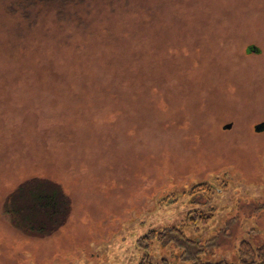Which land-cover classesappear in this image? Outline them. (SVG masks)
<instances>
[{
	"label": "rangeland",
	"instance_id": "obj_1",
	"mask_svg": "<svg viewBox=\"0 0 264 264\" xmlns=\"http://www.w3.org/2000/svg\"><path fill=\"white\" fill-rule=\"evenodd\" d=\"M32 177L69 196L45 235L5 207ZM172 227L204 262L264 242V0H0V264H137Z\"/></svg>",
	"mask_w": 264,
	"mask_h": 264
},
{
	"label": "trees",
	"instance_id": "obj_2",
	"mask_svg": "<svg viewBox=\"0 0 264 264\" xmlns=\"http://www.w3.org/2000/svg\"><path fill=\"white\" fill-rule=\"evenodd\" d=\"M204 186L201 184L192 188L189 192L190 195L199 193L200 190L205 189ZM5 207L9 218L16 227L29 234L45 235L64 223L68 214L69 196L58 183L32 177L20 183L6 197ZM198 220L206 221L202 220L200 214L197 213L195 215L190 213L186 218L188 224L196 223ZM172 236L185 249L183 251L186 255L184 258L190 264H229L224 259L214 262L202 261L195 253L196 242L186 237L182 229L177 227L162 232L150 230L143 235L141 243L144 253L137 264H169L166 259H162L159 263H153L150 253L155 242H164ZM197 248V251H201L200 244L197 245ZM237 264H264V242L253 245L249 241H242L238 248Z\"/></svg>",
	"mask_w": 264,
	"mask_h": 264
}]
</instances>
